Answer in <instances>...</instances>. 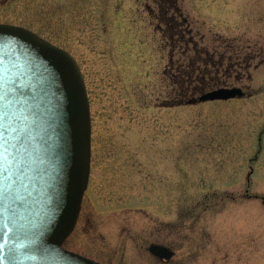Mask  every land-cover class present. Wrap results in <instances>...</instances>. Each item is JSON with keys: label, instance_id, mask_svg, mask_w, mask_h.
Segmentation results:
<instances>
[{"label": "rangeland", "instance_id": "1", "mask_svg": "<svg viewBox=\"0 0 264 264\" xmlns=\"http://www.w3.org/2000/svg\"><path fill=\"white\" fill-rule=\"evenodd\" d=\"M175 1L201 46L241 63L228 87L245 97L166 103L161 0H0V24L67 51L85 82L91 169L63 246L101 264H163L160 243L178 251L165 264H264V0Z\"/></svg>", "mask_w": 264, "mask_h": 264}, {"label": "water", "instance_id": "2", "mask_svg": "<svg viewBox=\"0 0 264 264\" xmlns=\"http://www.w3.org/2000/svg\"><path fill=\"white\" fill-rule=\"evenodd\" d=\"M243 95L219 88L188 104ZM91 137L75 59L23 27L0 24V264H100L63 248L88 186ZM148 251L173 256L163 246Z\"/></svg>", "mask_w": 264, "mask_h": 264}, {"label": "trees", "instance_id": "3", "mask_svg": "<svg viewBox=\"0 0 264 264\" xmlns=\"http://www.w3.org/2000/svg\"><path fill=\"white\" fill-rule=\"evenodd\" d=\"M167 5L159 10L160 20L169 27L168 39H169V59L165 74H169L171 84L177 89L174 94L175 99H172L166 103L173 105L174 103H186L189 100L198 97L200 94L211 91L217 88L228 87L231 85L230 78L233 74V68L239 67L236 63L230 61L233 64L231 75L229 71V65L223 64V61L218 60L213 52H210L195 39V33L191 29L188 20L184 19L181 11L178 9V5L175 0H166ZM169 15L170 13H172ZM228 48V46H226ZM185 52L186 58L190 61L187 64L178 58ZM193 53L192 58H189V53ZM174 57L176 58L173 61ZM247 68V65L245 66ZM174 71V73H170ZM175 77V78H174ZM237 80V77H234ZM198 94V96H197ZM189 99V100H187ZM166 105V104H165ZM166 245V244H165ZM174 252L175 248L172 245H166ZM178 252V251H177ZM175 253V256L177 255Z\"/></svg>", "mask_w": 264, "mask_h": 264}, {"label": "flooded vegetation", "instance_id": "4", "mask_svg": "<svg viewBox=\"0 0 264 264\" xmlns=\"http://www.w3.org/2000/svg\"><path fill=\"white\" fill-rule=\"evenodd\" d=\"M162 2H165L166 3V0H161ZM160 7H163V6H160ZM160 12H161V14H162V9L160 10ZM166 23V22H165ZM225 54H223V55H219V58H217L218 60H221V61H225L224 59H225ZM232 57H234L233 55H230L229 57L227 56L226 58H227V60L228 61H231V59H232ZM232 62H234L233 60L231 61V63ZM230 62L228 63V65H229V71L228 72H230V75H231V68L233 67V64H231ZM235 63V62H234ZM246 65H248L247 63H246V61H245V66ZM239 67L241 66V63H240V65H238ZM235 69V66H234V68H233V70ZM232 76V75H231ZM237 77V76H236ZM232 78V77H231ZM239 79L237 78V81H238ZM157 245H159V246H163V247H166V248H168L171 252H173L174 254H173V257L171 258V259H169V260H165V259H159V258H156V257H154L153 255H151L149 252H148V247H147V252L149 253V255L150 256H152L154 259H157V260H159V262H161V263H163V264H165V263H167L168 261H170V260H172L174 257H175V253L176 252H174L172 249H170L169 247H167L165 244H163V243H160V244H157ZM151 246V245H150ZM93 260V259H92Z\"/></svg>", "mask_w": 264, "mask_h": 264}]
</instances>
